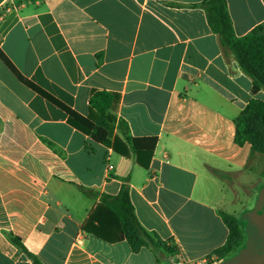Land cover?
Listing matches in <instances>:
<instances>
[{
	"label": "crops",
	"instance_id": "0c3cea01",
	"mask_svg": "<svg viewBox=\"0 0 264 264\" xmlns=\"http://www.w3.org/2000/svg\"><path fill=\"white\" fill-rule=\"evenodd\" d=\"M202 1L0 0V264H173L163 249L83 229L123 184L140 225L179 261L221 260V213L238 217L259 185L234 120L264 90L251 92ZM225 1L237 36L264 23V0ZM91 89L119 94L130 138H156L146 168L68 123L93 126Z\"/></svg>",
	"mask_w": 264,
	"mask_h": 264
},
{
	"label": "trees",
	"instance_id": "16d2710c",
	"mask_svg": "<svg viewBox=\"0 0 264 264\" xmlns=\"http://www.w3.org/2000/svg\"><path fill=\"white\" fill-rule=\"evenodd\" d=\"M199 5L205 10L208 25L218 35L221 45L233 54L242 72L251 79V92L255 94L259 90H264V23L239 37L233 30L225 0H203ZM118 100L119 94L114 91L91 89L88 99V118L93 122V126L87 128L72 118L68 119V123L88 134L94 142L110 147L120 155L124 156L132 152L137 163L146 168L156 138H130L127 122L116 117L114 113ZM115 127L120 135L113 136ZM233 141L237 146L249 144L251 157L255 154H264V100L251 98L243 106L234 120ZM142 157L145 158L143 162ZM210 171L221 180L227 175L226 172L217 169ZM221 214L227 224L228 235L225 243L213 251L217 259L235 254L246 239L238 217L227 213ZM108 228L115 229L118 234L108 236L105 234ZM83 229L108 242H114L119 238L125 239L133 252H137L142 247H150L154 250L165 247L164 242L148 233L138 222L126 184H123L115 195L100 196L99 202L88 215ZM13 241L22 248L18 239L13 238ZM173 251L174 248L171 252ZM26 254L34 258L28 252Z\"/></svg>",
	"mask_w": 264,
	"mask_h": 264
},
{
	"label": "water",
	"instance_id": "95a60500",
	"mask_svg": "<svg viewBox=\"0 0 264 264\" xmlns=\"http://www.w3.org/2000/svg\"><path fill=\"white\" fill-rule=\"evenodd\" d=\"M238 219L246 239L238 251L215 264H264V182L255 193L252 206L242 210Z\"/></svg>",
	"mask_w": 264,
	"mask_h": 264
},
{
	"label": "rangeland",
	"instance_id": "374dc122",
	"mask_svg": "<svg viewBox=\"0 0 264 264\" xmlns=\"http://www.w3.org/2000/svg\"><path fill=\"white\" fill-rule=\"evenodd\" d=\"M264 162V154H255L252 161L251 166L255 167V172L257 174V183L260 184L261 182H264V173L262 171ZM256 191V190H255ZM254 198V196H252ZM253 200L250 202V206H252ZM173 246L170 242L165 243V247L163 250L168 253L169 257L173 260V264H178L179 260L175 257V253L171 252Z\"/></svg>",
	"mask_w": 264,
	"mask_h": 264
},
{
	"label": "built area",
	"instance_id": "2783aa9c",
	"mask_svg": "<svg viewBox=\"0 0 264 264\" xmlns=\"http://www.w3.org/2000/svg\"><path fill=\"white\" fill-rule=\"evenodd\" d=\"M178 264H184L183 262L179 261ZM191 264H209L208 261L206 259H201V260H198V261H195Z\"/></svg>",
	"mask_w": 264,
	"mask_h": 264
}]
</instances>
